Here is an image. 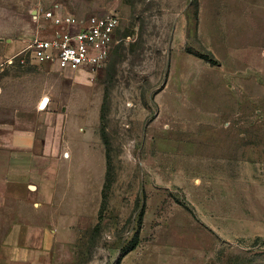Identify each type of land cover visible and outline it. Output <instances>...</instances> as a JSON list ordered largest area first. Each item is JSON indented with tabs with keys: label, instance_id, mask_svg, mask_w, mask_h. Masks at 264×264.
Instances as JSON below:
<instances>
[{
	"label": "rangeland",
	"instance_id": "rangeland-1",
	"mask_svg": "<svg viewBox=\"0 0 264 264\" xmlns=\"http://www.w3.org/2000/svg\"><path fill=\"white\" fill-rule=\"evenodd\" d=\"M41 10L118 15L104 66L10 65ZM44 97L70 158L41 207L0 182V264H264V0H0V147Z\"/></svg>",
	"mask_w": 264,
	"mask_h": 264
},
{
	"label": "crops",
	"instance_id": "crops-1",
	"mask_svg": "<svg viewBox=\"0 0 264 264\" xmlns=\"http://www.w3.org/2000/svg\"><path fill=\"white\" fill-rule=\"evenodd\" d=\"M49 106L50 99L47 107L37 113H17L6 143L0 147V159L7 161L4 167L0 164V182L7 199L29 202L35 207L54 200L61 157L69 159L70 155L66 153L69 146L64 136L67 116ZM21 235L26 246L14 248L20 258L45 246L51 236L43 226L23 228Z\"/></svg>",
	"mask_w": 264,
	"mask_h": 264
},
{
	"label": "built area",
	"instance_id": "built-area-1",
	"mask_svg": "<svg viewBox=\"0 0 264 264\" xmlns=\"http://www.w3.org/2000/svg\"><path fill=\"white\" fill-rule=\"evenodd\" d=\"M35 19L50 25L47 38L35 37L26 48L10 58L13 65L23 54L32 65H51L60 72L89 69L97 71L106 63L120 29L121 19L112 13L79 20L55 11H38Z\"/></svg>",
	"mask_w": 264,
	"mask_h": 264
},
{
	"label": "water",
	"instance_id": "water-1",
	"mask_svg": "<svg viewBox=\"0 0 264 264\" xmlns=\"http://www.w3.org/2000/svg\"><path fill=\"white\" fill-rule=\"evenodd\" d=\"M49 102V99L48 98H45L43 100V102L41 103L40 105V109H44L46 107V104Z\"/></svg>",
	"mask_w": 264,
	"mask_h": 264
},
{
	"label": "bare ground",
	"instance_id": "bare-ground-1",
	"mask_svg": "<svg viewBox=\"0 0 264 264\" xmlns=\"http://www.w3.org/2000/svg\"><path fill=\"white\" fill-rule=\"evenodd\" d=\"M45 98H48V97H45ZM45 98H44V99H45ZM44 99H42V100L40 101L39 106L41 105V103L43 102ZM48 99H49V98H48ZM47 104H48V103H47ZM47 104H46V107H47ZM46 107H45V108H46ZM45 108H44V109H45Z\"/></svg>",
	"mask_w": 264,
	"mask_h": 264
}]
</instances>
